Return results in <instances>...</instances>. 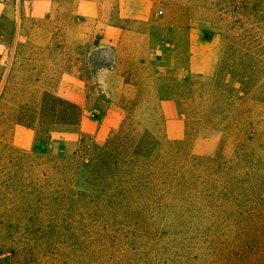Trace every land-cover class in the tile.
Listing matches in <instances>:
<instances>
[{"label":"rangeland","instance_id":"1","mask_svg":"<svg viewBox=\"0 0 264 264\" xmlns=\"http://www.w3.org/2000/svg\"><path fill=\"white\" fill-rule=\"evenodd\" d=\"M136 1L0 0V264H264V0ZM210 37L212 74L184 70ZM126 122L147 192L95 146ZM182 163L179 201L147 205Z\"/></svg>","mask_w":264,"mask_h":264},{"label":"trees","instance_id":"2","mask_svg":"<svg viewBox=\"0 0 264 264\" xmlns=\"http://www.w3.org/2000/svg\"><path fill=\"white\" fill-rule=\"evenodd\" d=\"M97 67L102 68L103 66L99 63L97 64ZM130 127L137 128V125L135 123L126 122L125 125L123 124L119 128V130L113 131L111 135L101 143V146H95L97 150L108 152L112 163V169L110 170L112 172L116 170L118 174L125 175V177L123 176L121 179H125V185L127 187H132L131 190L137 189L147 192L150 190L149 184L146 181H139L138 179L134 180L127 175L129 172L139 168V163L137 161H142L144 166H146L145 168H148L149 157L151 156L155 145L152 136L147 133V131L135 129V132L132 131L133 133H131L128 131ZM189 166L190 164L188 163H182L178 169V178L174 179L172 177L170 179L156 180L157 186L155 193L145 197L144 202H146L147 205H155V197H173V194H175L174 199L179 201L178 196L182 197L179 189H186L185 186H182V179L185 178L183 175ZM121 179L118 181H121ZM128 194H130V192H128Z\"/></svg>","mask_w":264,"mask_h":264},{"label":"crops","instance_id":"3","mask_svg":"<svg viewBox=\"0 0 264 264\" xmlns=\"http://www.w3.org/2000/svg\"><path fill=\"white\" fill-rule=\"evenodd\" d=\"M139 1V0H138ZM134 2H137L136 0H134ZM137 4V3H136ZM134 6L132 3V0H119V10H121V13H124V16L126 18H133V19H138L140 16H136L133 15L132 12L134 11ZM203 46H205V48H203L201 56V63L195 65L196 62V51H195V44L191 42L190 46V50L187 56V65L184 67L186 71L190 70V71H194L196 68L198 69H202L203 74H207V75H211L214 68H215V63H216V57H217V51L215 48V39L210 37L208 39H205L203 42ZM173 54V49L172 46L171 48H168L166 50L163 51V53H161V56L163 55V57L165 58L164 61H158V60H152L151 62L154 64H162V65H166V68H173L176 69L175 66H173L172 61H171V56ZM189 59V60H188ZM109 76H111L110 73H112L111 71H107ZM77 98H79L77 96ZM78 105H80V99L76 101ZM163 103V101L161 102ZM85 115H88L87 117H92L93 116V111H83ZM167 124H171V127H173V130H168L167 132H172L175 131L178 133V129L180 127L181 124V120L180 119H175L172 118L171 115L169 113H167ZM78 125H72V128L77 127ZM60 130V131H59ZM66 129H54L53 133L51 134V144L49 145V148L55 152V154H60L61 152L65 151L66 149L69 148V146L72 145V143H74L76 141V137H67L64 135V131ZM68 131L65 132H71L70 129H67Z\"/></svg>","mask_w":264,"mask_h":264}]
</instances>
